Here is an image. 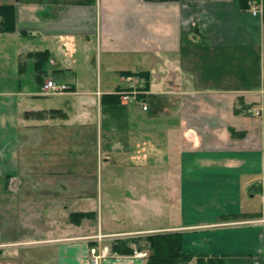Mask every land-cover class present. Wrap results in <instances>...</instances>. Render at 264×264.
I'll list each match as a JSON object with an SVG mask.
<instances>
[{"label": "crops", "instance_id": "obj_1", "mask_svg": "<svg viewBox=\"0 0 264 264\" xmlns=\"http://www.w3.org/2000/svg\"><path fill=\"white\" fill-rule=\"evenodd\" d=\"M251 1L258 6L257 14ZM1 5H14L16 31L0 32V49L10 42L5 36L16 37L23 60L15 70L17 80L23 81L24 71L30 76L24 85L0 90V178L11 180L18 191L27 179L30 192L44 193L45 181L40 180L55 174L48 176L34 164L20 169V141H45L50 127L59 130V137L82 138L83 127L90 123L89 100L97 102L99 115L104 114L103 104L114 105L110 97L117 94L124 103L120 92H129L133 85L146 94L142 100L147 105L148 97L170 98L165 112L178 120L169 124L168 141H212L202 158L197 156L204 170L185 171H203L207 185L218 180L226 202L201 225L170 227L186 233L204 230L214 239L203 238L201 245L194 242L195 250H188L184 233L186 251L221 256L224 264H264V0H249L248 7L239 0H0ZM91 51L98 67L105 60L111 69L115 61L120 79L115 89L111 73L94 85L84 84L82 74L90 67ZM255 65L257 76L250 81L243 71ZM128 72L133 73L129 78ZM147 72L149 82L143 75ZM50 78L71 88L46 95L44 84ZM53 96L58 97L45 101ZM148 107L144 111L151 119ZM153 138L150 133L144 141ZM238 141L250 142L235 151L232 144ZM54 161L65 159L55 155L34 162L40 167ZM178 176V171L170 174ZM67 179L55 180L59 191L67 193ZM76 179L71 186L77 188ZM243 187L251 198L245 205ZM255 197L261 199V210L250 204ZM86 221L80 225L57 221L58 235L33 241L57 242L58 264H90L86 253L96 243L91 237L98 224ZM120 256L110 255L103 264L147 263L139 255Z\"/></svg>", "mask_w": 264, "mask_h": 264}, {"label": "rangeland", "instance_id": "obj_2", "mask_svg": "<svg viewBox=\"0 0 264 264\" xmlns=\"http://www.w3.org/2000/svg\"><path fill=\"white\" fill-rule=\"evenodd\" d=\"M5 37L10 42L4 50L0 49V53L5 54H0V90L24 85L30 76L29 71H24L20 76L23 81L17 80L19 76L15 70L23 61L17 49L21 42L13 36ZM91 54L88 72L82 74L84 84L94 85L100 76L105 79L111 73V85L115 89L120 81L115 61L111 69L105 60L102 67H98L96 54L92 51ZM257 72L256 65L246 66L243 75H248L251 81V78H256ZM134 80L137 77L131 81ZM135 85L138 87V83L135 82ZM129 89L136 88L132 85ZM136 95L146 96L142 92ZM123 96L124 103L103 104L106 112L100 115L97 102L89 100L90 123L83 127L82 138L59 137V130L50 127L45 132V141H33L32 144L20 141L23 144L20 145V169H29L30 164H34L36 169L45 171L48 176H55L40 178V181H45L44 193L30 192L27 179H24L25 188L19 187L18 191L11 180L0 178V264H58L57 242L33 239L58 235L57 221L69 223L70 214L75 210L94 212V216L86 217L82 222L87 220L98 224L97 234L91 237L96 243L86 253L90 264H96L95 259L98 264H103L110 255L120 259V255L124 254L117 252L114 246L122 244L123 248L126 243L134 249V253L128 255L145 253L144 257L148 260L152 252L148 241L150 235L172 232V225L182 228L201 225V222L209 220L222 202L225 205L226 197L218 189V180L217 184L207 185L208 177L203 171H185L188 168L204 170L197 156L202 158L203 149L212 141H168L166 133L172 126L169 124L178 120V116L165 112V108H170V98L164 96L156 100L148 97L153 117L146 119L142 99L129 102ZM57 97H47L45 101ZM150 133L155 141H144ZM249 142H235L232 149L239 151L246 148ZM55 155L58 159H65V162H48L40 167L34 162L38 158ZM176 155H179L177 161ZM189 158L192 159L188 162ZM175 171L179 176L170 178ZM70 173L73 174L71 180ZM75 176L78 178L77 188L71 186ZM57 179L62 183L67 179V193L63 188L58 190ZM244 181L245 178L241 180L242 183ZM79 189L83 191L70 192ZM249 193L243 187L241 198L244 205L251 200ZM252 200L250 204H256V208L258 205L261 210L260 197ZM159 226L160 230L153 231ZM183 230L174 231L188 233L185 236L189 239L188 250L194 248V242L201 245L203 238L214 241L210 233H202L204 230L187 233ZM94 248L97 250L95 253Z\"/></svg>", "mask_w": 264, "mask_h": 264}, {"label": "trees", "instance_id": "obj_3", "mask_svg": "<svg viewBox=\"0 0 264 264\" xmlns=\"http://www.w3.org/2000/svg\"><path fill=\"white\" fill-rule=\"evenodd\" d=\"M244 7H248L249 0H239ZM264 17V16H263ZM15 11L14 5L0 6V32H15ZM132 76L133 73H126ZM145 74V75H144ZM149 82L150 73H143ZM114 104L121 103L119 94L110 97ZM140 99L144 96L139 97ZM103 100V99H102ZM106 100L104 99L103 102ZM94 216V212L77 211L70 214V221L80 225L86 217ZM151 254L146 264H224L221 256L195 255L184 248V233L182 231L160 232L148 237ZM122 245V244H121ZM115 245L114 249L120 254H133L134 249L128 247L127 243L121 248Z\"/></svg>", "mask_w": 264, "mask_h": 264}, {"label": "built area", "instance_id": "obj_4", "mask_svg": "<svg viewBox=\"0 0 264 264\" xmlns=\"http://www.w3.org/2000/svg\"><path fill=\"white\" fill-rule=\"evenodd\" d=\"M250 5L253 8L254 14H257L258 13L257 4L255 2L251 1ZM70 88H71L70 85L65 84V83H60V82L56 81L55 79L50 78L44 84V94H46V95H58V94H62L64 92L68 91ZM137 93L138 92L136 90H134L132 92L124 91V92H121V95H124L123 96L124 100H126V101L128 100L129 102H132V101H136L138 99V96L136 95ZM142 107H143V110L149 111V107L144 101H142ZM256 114L260 115V112L257 111ZM93 250H94V253L97 252V250L95 248ZM139 256L144 257V256H146V254L140 253ZM94 263L98 264V261H96V259H95Z\"/></svg>", "mask_w": 264, "mask_h": 264}]
</instances>
